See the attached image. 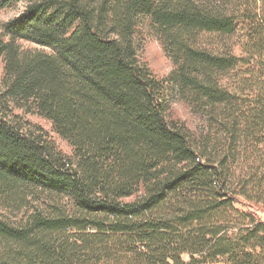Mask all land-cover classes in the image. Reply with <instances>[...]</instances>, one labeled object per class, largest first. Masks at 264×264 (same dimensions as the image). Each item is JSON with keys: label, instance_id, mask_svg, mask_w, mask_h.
<instances>
[{"label": "trees", "instance_id": "1", "mask_svg": "<svg viewBox=\"0 0 264 264\" xmlns=\"http://www.w3.org/2000/svg\"><path fill=\"white\" fill-rule=\"evenodd\" d=\"M25 2L0 30V206L26 210L0 215V264H264V0Z\"/></svg>", "mask_w": 264, "mask_h": 264}, {"label": "rangeland", "instance_id": "2", "mask_svg": "<svg viewBox=\"0 0 264 264\" xmlns=\"http://www.w3.org/2000/svg\"><path fill=\"white\" fill-rule=\"evenodd\" d=\"M25 5V0H22L12 7L0 9V30L2 25L20 13L25 8ZM204 39L206 40L207 37H204ZM136 43L138 45L140 58L149 65L156 76L167 79L174 68V64L165 51L161 40L151 31L147 23L140 26L136 36ZM22 44L25 48H41L31 42L23 41ZM235 52L240 54L238 46L235 47ZM3 72L4 63L0 60V82ZM166 96L170 103L168 111L170 119L181 123L184 122L195 133H200L204 130V120L199 115L193 113L189 105L179 98L175 87H172L170 84L167 85ZM25 118L31 122V126L34 125L35 128H43L44 134H46V136L64 153L68 155L73 154L72 146L55 131L51 121L41 117L37 113L26 114ZM25 211L24 209L19 212H13L12 210L0 206V215H6L12 219L21 218ZM212 264H228V262L226 258H220Z\"/></svg>", "mask_w": 264, "mask_h": 264}]
</instances>
